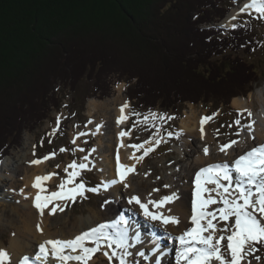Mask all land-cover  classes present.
<instances>
[{"label": "trees", "instance_id": "16d2710c", "mask_svg": "<svg viewBox=\"0 0 264 264\" xmlns=\"http://www.w3.org/2000/svg\"><path fill=\"white\" fill-rule=\"evenodd\" d=\"M229 12L224 0H0V158L26 116L58 106L57 81L110 95L126 79L131 101L165 111L248 96L259 74L238 53L261 44L249 22L224 27Z\"/></svg>", "mask_w": 264, "mask_h": 264}, {"label": "bare ground", "instance_id": "6f19581e", "mask_svg": "<svg viewBox=\"0 0 264 264\" xmlns=\"http://www.w3.org/2000/svg\"><path fill=\"white\" fill-rule=\"evenodd\" d=\"M252 2L253 0L248 1L247 6L241 9L264 11V0L255 7L252 6ZM235 14L236 11L227 19H233ZM117 90L120 94L111 100L114 103L111 104L110 100L101 103L99 100L92 99L88 105V116L93 122L91 130L99 137L100 144H102V137L106 138L105 151L101 154L107 166L104 183L109 186L108 195L113 199L106 211L108 212L107 216H110L109 212H111L112 218L98 216L101 220L97 222V220H88L84 217H75L66 221L63 211H60L56 214L57 225L55 223L52 225V219L48 217L53 204L51 202L64 203L66 201L64 196L72 193L74 187L70 185L63 192L53 191L55 193L47 194L50 185L56 179L55 171L51 167L52 160L37 157V153L32 148L34 139L29 136L22 148L24 153L17 154L16 158L12 155H5L0 160V213L2 212L7 218L10 217L3 220L0 215V220L1 222L7 221L11 224H9L10 226H13L15 220L20 224L19 228L16 227L19 235L11 240L9 248L5 247L4 241H0V264H19L27 253L35 255L39 252L40 245L46 243L47 240H53L55 246L63 244L64 251L61 249L60 252L55 253L52 247H47L45 255L40 259L34 257L40 264H85L88 262L86 259L94 251L91 246L95 239L101 240L100 245L106 257L115 254L120 256L121 260L129 262L127 254L139 253L144 250L147 252L149 262L155 261L154 263L158 264L159 258L164 256V264H178L180 258L175 254L173 246L169 244V239L175 236L180 241L183 237L189 236V220L194 200L191 182L198 169L207 168L218 162L228 164L229 172L226 173V176L217 177L218 186L208 184L205 187L206 192L203 194V198L197 202L203 208V202L207 201L208 205L203 209L217 212L219 206H223V203L228 202L229 198L232 199L233 209H238L236 214L239 217L237 228L232 226L230 229L232 240L228 243L233 261L220 247L221 245L217 246L213 243L217 235V229H213V225L216 223L213 217L205 222L212 229L200 237L203 248L199 256L203 255L204 257H198L195 263L263 264L264 262L258 259H251L248 256L240 258V256L244 253L245 243L252 235L264 233V166L254 167L244 159L247 150L264 143V85L254 89L255 91L246 98L234 99L233 104L240 109L241 115L249 114L253 115V118L248 122H241L243 129L240 138L234 142H228L230 146L227 148L224 147L226 143L221 144V147L217 146L219 141L213 137L209 122L204 120L206 115L198 117L199 114H197L195 106L190 105L192 110L183 122V128L185 133L193 139L186 138L184 140L183 149L176 150L178 156L170 155L165 158L166 160L160 167L151 168L150 174L142 173V177L137 182L138 185L135 183L136 172L139 171L141 162L147 164L145 163L147 157L142 161L138 157L141 149L149 143L142 147L138 146L134 132L128 129L131 103L125 101L126 94L122 95L123 85ZM113 104L114 108L111 109ZM167 163L182 164L179 173L177 171L167 173L166 178L155 181V177L160 174L158 171L167 172ZM146 169L147 167H145ZM235 170H238L241 176ZM176 176L181 179L182 185L174 186L169 183H173V178ZM251 179H254L256 186H252ZM255 188L260 190V194L255 196V199L262 197L261 206L253 203L243 193L247 189L252 192ZM12 195L17 196L18 204H3L7 198H12ZM42 197L47 200L42 206H39L36 204V200ZM61 199L63 201L60 202ZM120 199L123 208L119 207ZM218 202L222 204L217 205ZM3 205L7 207L3 208ZM9 207L10 209L7 210ZM123 209L128 211L121 218L123 231L121 235L125 234L123 240H118L115 237L119 236L115 229H113L114 232H110V236L107 238V233L100 225L121 215L118 211ZM225 212L218 213L224 216ZM27 213L28 216H26ZM124 222L126 223L125 230L123 229ZM135 224L139 231L134 228ZM55 227H61V230L53 232ZM95 228H98L100 232L91 237L80 253L85 258L79 257L80 254L76 252L74 246L80 244V239L87 236L90 229ZM132 230H135L134 235ZM136 238H139L140 241H137ZM207 239L210 249L207 245L205 246ZM167 244L170 246L162 250L163 246ZM212 247L213 254L211 253ZM119 248L122 249V254L118 251ZM154 248H160L159 256L149 259L154 256L151 255ZM68 249L75 253L73 259H76L77 262H64L63 257L66 255L65 251H69ZM248 253L250 255V252ZM21 264L26 263L22 262Z\"/></svg>", "mask_w": 264, "mask_h": 264}, {"label": "rangeland", "instance_id": "374dc122", "mask_svg": "<svg viewBox=\"0 0 264 264\" xmlns=\"http://www.w3.org/2000/svg\"><path fill=\"white\" fill-rule=\"evenodd\" d=\"M248 1L249 0L242 3L239 0H224V5L229 7L231 12L222 21V25L224 27L233 28L242 21L252 24L251 26H253L254 34L260 42L261 47L253 54L240 52L238 56L242 57L247 63L254 65L256 68L259 74V82L255 86L256 90L259 86L264 85V11H257L252 15L246 14L240 16L244 12L249 13L246 11L249 10L248 8L244 10L241 9L247 6ZM234 11H236V16L234 15L235 17L233 19L228 20L227 18L233 14ZM230 55L231 53H229L227 57H230ZM218 59H220L221 62H225V58ZM56 83L57 91L55 93L58 106L51 107L47 112L46 118L33 126L31 122L27 123L29 119L26 116L22 124L23 128L20 132L21 134L18 137L21 142L12 147L9 150L10 153L7 154L16 158L17 154L24 153L22 148L25 146V142L29 136H32L34 139L32 145L33 151L37 153V157L39 158H49L52 160L51 167L56 174V179L53 181V184L50 185L47 194L63 192L70 185H73L74 191L64 196L66 200L64 203L58 204L59 201L51 202L53 204L52 208L49 210L48 217L52 219V225L54 223L57 225L56 214L60 211H63L66 221L75 217H84L88 220H97V222L101 220L98 216L112 218L111 212H109L110 216H107L108 212L106 211L107 206H109L110 201L113 199L111 198L112 196L108 195L109 186L107 188L104 183L107 166L101 154V152L105 151L106 138L102 137V144H100L99 137L91 130L93 128V122L88 116V105L92 99L99 100L101 103L108 100L111 101L118 97L120 93L117 88L123 85L122 95L124 96L126 94L125 101L131 103V117L128 129L134 132V137L137 140L138 146L142 147L149 143L141 149L138 157L140 161L147 157L145 163H147L148 166L141 162L139 171L136 172L135 175L137 178L135 183L137 185L140 177H142V173L150 174L151 168L156 166L160 167L168 156H178L176 150L178 148L183 149L184 140L186 138H190V140L193 139V137L185 133L183 128V122L187 119V115L190 114L192 110L190 105L195 106L197 114H199L198 117L206 115L204 120L209 122L213 137L219 141L217 142L218 147H221L223 143L238 140L243 129L241 122H248L253 118V115H241L240 109L233 104L234 100H232L228 107L216 101H212L207 104L199 103L197 105L192 103L179 104L178 109L174 111H165L161 108L146 109L140 107L139 102L130 100L128 96L129 87L133 83H129L126 79L115 81L111 87L112 90L110 95H103L102 92H99L95 86V81L87 79V77L81 80L75 91H73L67 83L61 81H57ZM49 97H51V94ZM112 103L114 102L111 101V104ZM112 108H114V104L111 109ZM205 124H207V122H205ZM3 157L4 156L1 157V160ZM166 165L168 169L167 172L164 170L158 171L160 174L155 177V181L166 178L167 173H174L175 171L179 173L182 166V164L172 165V163H167ZM145 167H147L146 170ZM180 180L181 179H178V176H176L173 178V183H169L174 186L177 184L182 185V181ZM16 198V195H12V198H7L5 203H1L5 205L18 204L19 200L16 201ZM61 201L63 200L61 199L60 202ZM118 204L119 207L123 208V206H121V199L118 201ZM220 204V202L217 203V205ZM5 205H3V208L7 207ZM207 205V201H204L202 207L206 208ZM3 208L1 207V209ZM9 209L10 207L7 210ZM117 210H120V208H117ZM167 212L169 213L170 210L168 209ZM231 213V211L230 213L225 212L226 215H222L223 217L221 215L215 217L217 220L218 235H216L217 241H213V243L217 244V246L218 244L221 245L220 247L226 252L231 261H233L228 243L232 240V231L230 229H232V226L237 228V223L235 221V214ZM0 215H2L3 220L10 218L5 217L2 212ZM26 216H28V213ZM18 223L19 222L15 220L13 227L10 226L11 224L7 221L1 222L0 220V241L5 242L6 248H9L11 240L19 235L16 230V227H20ZM59 230H61V227H55L52 231L56 232ZM174 237L175 236H172L170 238ZM223 240L224 242H219ZM100 242V239L93 240L91 249L94 250V254L92 253L91 256L89 255V258L86 259L88 262L85 264H149L148 260L138 259L136 252L126 255L129 262L121 260V257L115 254L106 257L102 251L103 249ZM169 244L164 245L162 250L171 245ZM245 244L244 253H242L240 258L248 256L251 257V259H258L264 262V233L252 235ZM118 251L122 254L121 248H119ZM248 252H250V255ZM211 253H214L213 247ZM26 255H29V253ZM30 255L32 254L30 253ZM150 258L155 259L156 257L151 256L149 259Z\"/></svg>", "mask_w": 264, "mask_h": 264}]
</instances>
